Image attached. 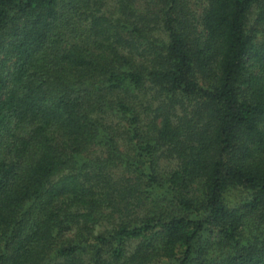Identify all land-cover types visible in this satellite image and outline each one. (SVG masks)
Returning <instances> with one entry per match:
<instances>
[{"label":"trees","instance_id":"trees-1","mask_svg":"<svg viewBox=\"0 0 264 264\" xmlns=\"http://www.w3.org/2000/svg\"><path fill=\"white\" fill-rule=\"evenodd\" d=\"M0 264H264V0H0Z\"/></svg>","mask_w":264,"mask_h":264}]
</instances>
